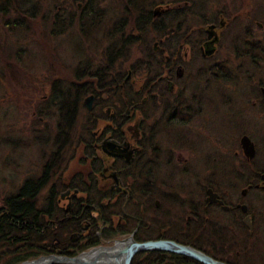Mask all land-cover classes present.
<instances>
[{
  "label": "flooded vegetation",
  "instance_id": "obj_1",
  "mask_svg": "<svg viewBox=\"0 0 264 264\" xmlns=\"http://www.w3.org/2000/svg\"><path fill=\"white\" fill-rule=\"evenodd\" d=\"M222 28H219V32L216 29V44H210L206 38L203 40L202 46L198 49L202 58L212 60L221 45ZM194 41L197 42L195 39ZM183 45L188 48L184 53L185 57L190 53L191 48L189 44ZM178 47L180 46L173 49ZM163 57L168 68L155 71L150 78L143 79L144 81L135 80L128 72L119 86L116 102L111 103L109 92H104L99 97L89 94L84 98L83 104L87 113L82 118L79 133L75 138L77 140L71 143L69 157L65 160L73 165L58 168L61 152L57 150V186L54 184L47 186L55 190L53 196L60 211H62L60 204L63 201L67 203L62 219H57L58 225L61 228L62 225L68 224L72 229L71 235L66 239L68 243L65 247L68 251H63L64 246L58 241L57 254L64 255L98 244L108 243L116 246L117 242L129 240L134 244L173 243L221 262L205 253L207 247L202 244V238H206L215 239L217 244L215 250L225 245L234 248L236 255L243 254L247 258L242 261L243 264H264V182L261 180L264 172L256 170L243 151H241L242 158L237 163L239 166L231 167V180L221 181L217 159H214V163L210 165H206L205 159L201 161L199 168L205 178L201 185L204 189L202 191L201 186L198 187L200 194L197 192L195 201L192 193L186 192L184 195L179 193L180 189L175 191L173 187L163 182L162 177V182H158V175L152 170L159 165L158 156L157 161L153 160L151 163L145 159V156H155L147 150L145 142L153 140L152 137L156 134L155 127L158 121L155 119L157 122L151 124V119L159 114V108L165 110L166 129L174 126L172 127L174 130L178 127L175 126L180 124H175L178 116L190 117L202 125V118L208 120L205 113L207 111L213 114L211 126H214L213 122L215 123L216 118L215 107L212 105L204 108L205 101H201L208 99L209 104L211 98L208 94H212L213 87L208 85L209 83L202 85L198 80V86L193 85L195 88L191 90L182 82L184 77L179 75L180 61L171 55ZM214 66L213 78L223 81L225 76L220 74L219 67ZM129 83L131 85H128ZM104 89L109 90V88ZM243 95L244 97L240 99L246 105L248 98ZM247 95H250L249 92ZM89 98L91 102L87 103ZM223 99L227 100V97L223 95ZM223 99L219 98L222 107ZM208 126L205 131L209 130L210 133L211 130L216 131L218 128ZM60 127L57 124V128ZM193 139L204 146L197 136ZM160 166L165 167L167 172L173 171V163L170 160ZM208 169H212L213 176L207 171ZM37 179L40 181V177ZM235 183H239L240 188L243 187L239 195ZM94 190L98 201L90 195V191ZM93 200L98 208L91 210V220L83 219L82 215L85 217V211L88 208L90 210L89 203ZM114 209H119L123 213L126 210L132 215L128 216L124 213L127 219L120 216L115 220L117 216ZM92 214H95L94 218ZM119 220H132L136 227L133 232L119 231L115 235L117 237L125 235V237L116 241L113 239L115 236L110 238V235L117 231V226L121 225ZM95 228V233H92ZM128 233L129 235L126 236ZM154 235L156 238H151ZM108 236L110 239L105 240ZM78 239H85L87 242L79 246L76 242ZM131 248L134 246L128 249ZM203 249L206 251L203 252ZM136 255H151V259H148L151 260V264L191 262L203 264L165 247L138 250L133 254L129 264H133Z\"/></svg>",
  "mask_w": 264,
  "mask_h": 264
},
{
  "label": "trees",
  "instance_id": "obj_2",
  "mask_svg": "<svg viewBox=\"0 0 264 264\" xmlns=\"http://www.w3.org/2000/svg\"><path fill=\"white\" fill-rule=\"evenodd\" d=\"M45 1L47 0H0V101L13 98L12 101L6 102L16 109L21 108L19 104L29 107L34 104L37 107L35 115L38 119H34L27 128L29 131L33 128L32 134L37 141V145H31L30 150L39 148L44 151L42 154L45 152L51 154V157L47 158L40 156L42 157V160L39 159L40 162H44L42 174L39 176L40 181L32 179V182H25V179L18 191H14L15 193L11 195L7 194L0 200V264H20L40 254H56L58 241L62 242L63 251H68L65 247L68 240L62 235L70 233L72 229L68 227L70 226L68 224L62 225L61 228L58 225L57 219H62L64 211H60L56 206L53 196L55 190L47 186L52 183L57 174V150L61 152L58 168L68 164L65 160L69 157L71 143L77 140L75 138L79 133L82 118L87 113L83 104L84 98L89 94L99 97L100 94L109 92L115 97L113 102H116L119 86L128 72L132 73L135 80H143L150 78L157 70L167 69L163 56L168 55L169 50H172L174 46L190 44L196 39L195 31H202V25L207 23L206 14L201 12L208 5L206 0H187L184 3L185 6L179 7L155 0H136L138 3L135 0H122L121 7L123 5L125 7L121 16L112 21L109 26L103 24L106 15L101 17L98 14L106 0L76 1V4L71 6L73 9L78 6L77 9L81 10L79 37L96 40L97 33L103 27L99 40L102 39L105 45L101 47L98 58L84 60L73 69L74 82L63 81V79L59 81L51 77V74L57 72V61H60L58 59L55 61L58 53H54L52 46L56 45L57 38L71 28L73 15L57 13V21L60 25L57 31V21L51 23L47 6L39 7L45 4ZM51 7V5L48 6L49 9ZM155 9H159L157 15L153 14ZM43 23L50 28L48 35H44L42 30L39 31ZM44 37L48 39L53 51L47 52V63L43 59V61L35 59L38 65L34 66L31 57H39L32 56L33 54L29 51L35 45L41 44ZM167 38L177 42L169 49L166 46L164 50L161 48L160 51L155 52L151 41L158 39L164 47L166 43L164 40ZM251 39L254 37L249 35H242V39L239 38L241 45L244 41L246 42L245 51L241 53L242 56L240 55L239 59L253 60L257 67L258 64L264 63V35L261 34V37L257 38L260 41H257L255 45L253 43L250 48L246 45ZM38 71H40L39 74L35 76ZM52 79L55 80L50 82ZM30 86L43 87L44 91L37 89L32 93ZM18 89L21 93L17 92ZM45 117L49 120L48 124L44 122ZM57 124L61 127L57 128ZM39 125L41 133L36 132ZM29 133L31 135V132ZM31 152L28 151L26 154ZM34 165L35 163L32 162V166ZM33 176H36L35 173L32 174V178ZM90 192V195L97 200L96 191ZM91 203L92 201L89 205L92 209L98 208L96 202L94 205ZM82 218L91 220L90 214H86L85 217L82 215Z\"/></svg>",
  "mask_w": 264,
  "mask_h": 264
},
{
  "label": "rangeland",
  "instance_id": "obj_3",
  "mask_svg": "<svg viewBox=\"0 0 264 264\" xmlns=\"http://www.w3.org/2000/svg\"><path fill=\"white\" fill-rule=\"evenodd\" d=\"M76 1L79 0H47L45 1V4L39 5L41 8L47 6L52 24L55 20L57 21V13L63 14L64 12V14L70 13L73 15L71 28L61 37L57 38L56 45L52 46L54 53H58L57 58L55 57V61H57V59L60 61H57V72L55 71L54 74H51V77L59 81L63 79V81L71 80L74 82V73L72 72L73 69L84 60L98 58V54L101 52V47H104L105 45L102 39L99 40L103 32V27L97 33L95 38L96 40L87 39V37L83 39V36L79 37L81 34V28L79 27V17L81 15V10L79 11L77 9L78 6L74 9L71 6L75 5ZM155 1L160 3H171V5L176 7L185 6L184 3L187 2V0ZM206 2L208 5H206V7L203 9L204 11L202 10V12L204 13L206 10L205 16H207L208 23L202 25L203 29L201 28V30L204 31L207 26L213 25V27L219 32V20L222 19V22L225 24L221 45L218 47V50L215 52L212 60L204 59L199 55L198 49L200 46H202L201 43L206 38L205 32H202V35L201 31H197V34L194 33V38L196 37L195 40H197V42L193 40L189 44L191 51L187 56L184 57V53L188 51V48H186L183 44H181L177 49H173L172 47L173 50H169L170 53H168V55H171L180 61L179 63L181 66H179V75L184 77L182 82L186 87L188 86L191 90H193L195 88L193 85L198 86V80L202 85L209 83L208 85L213 87L212 94H208V97L211 98V100H209V104L207 103L208 99H201V101H205L203 103L204 108H206V106L212 105L215 107L217 112H215L216 124L213 122L214 126H211L213 114H210L206 111L205 113L208 120L202 118V125L198 124L197 121L190 117L178 116L175 122V124L180 123L175 125L178 127L174 128V130L172 128L174 126H170L169 129H166L165 122L167 121V118L165 110H163V108H159V114L151 119V124L158 121L157 126L155 127L156 134L152 137L153 140L145 142L147 150L152 152V154H155V156L151 157L145 156V159L149 160L151 163L153 160L157 161L158 156L159 165H156L154 169H152L153 173L155 172V175H158V182H162V177L164 179L163 182L167 185L169 184L171 187H173V189H175V191L176 189H180L179 193H183L184 195L186 192L192 193L194 196V201L196 200L197 192L200 194L198 187L201 186L205 181V178L203 177V174L199 168V166L202 164L201 161L205 159L206 165H210L214 163V159H217L219 162L221 181H226V179L231 180V167L239 166L237 163L240 162L239 159L242 158L241 151H243V147L241 141H239V138L243 134H247L249 136V140L255 149V156L253 159H251V164H254L256 170L264 172V64H258L257 67H255V64L252 62L253 60H247V62H245L243 59H239L241 57L238 54V51H242L244 49V44H246V42L244 41V44L241 45L237 39L238 37L242 39V35L245 36V34L247 36L248 34L250 36H257L261 34L262 36L264 35V0H206ZM122 4V0H106L105 5L100 8L98 13L101 17L106 15L103 22L104 26H109L112 21L121 16L125 7L124 5L121 7ZM49 5L52 6L50 9L48 8ZM209 6L211 8H209ZM259 23L263 25L260 26L261 29L257 27V24ZM58 27H60V25L57 21V31L60 29ZM46 28L47 24L43 23L39 31L42 30L44 31V35H48L50 28H47V30ZM191 36L192 35H190V37ZM164 41L166 42L165 44L163 43L164 47L161 46V41L158 39L151 41V45L155 47V51H160L161 48L164 50L166 46L169 49L171 45L177 42L171 38H167ZM232 41H234L233 45ZM248 42L249 40L247 43ZM256 42L257 40H251L246 46L249 47L253 43L255 45ZM52 49L48 39L46 40L45 37L41 44L35 45L29 51L33 54H31L32 56L39 57H31V61L34 66L38 65L35 59H43L47 63V52L51 53V51H53ZM232 49L234 52L231 51ZM54 65L56 66V64ZM214 65L219 67L220 74L225 75L224 78L229 81H221L219 78H213L215 73ZM39 72L40 71H38L37 74L35 73V76L38 75ZM55 79H52L50 82ZM10 89L13 91L12 88ZM37 89H43L44 91L43 87L30 86L32 93ZM48 89L49 85L47 86V91L45 90L47 94ZM17 92L21 93L19 89ZM248 92L253 96L250 97V95H247ZM243 94H245V98H248L246 105L244 101L240 99V97H244ZM223 95L227 97V100L223 99ZM114 98L115 97L110 96L111 103H113ZM219 98L223 99V107L221 105V101H219ZM237 99H239V101H237ZM9 100L12 101L13 98H9ZM9 100L5 99L0 101V200H2L7 194L11 195L15 193L14 191H18V188L22 185V182L25 179V182L31 181L32 179H37L44 164L42 161L40 164H38V162H40L39 159L42 160V157H51L50 153L45 152V154H42L44 151L40 150L39 148L35 150L32 148L33 150H30L31 145H37V141H35L36 139L32 134L33 128L30 129V131L27 130V128L33 123L34 119H38L37 115H35L37 107H35L34 104H32L33 106L30 105L29 107L25 104L20 105L18 103L21 108L16 109L6 102ZM90 102L91 98L87 100V103ZM182 115L185 116L184 113H182ZM158 118L161 119L159 120ZM155 119H157V121H155ZM44 122L45 124L49 123L47 117H45ZM42 124L45 125L44 123ZM204 124L206 125L204 126ZM208 125H210L212 128H218H216V131L211 130L210 133L209 130L205 131L209 127ZM39 127L40 125L37 126L36 132L41 133ZM29 132H31V135ZM195 136L198 137L199 141L202 142L204 146L196 143V139H193ZM51 140H53V138ZM50 145L52 146V141ZM25 151L32 152L30 154H26ZM236 152H238V154H235ZM168 160L173 163L172 172H167L165 171V167L160 166ZM32 162L35 163L34 166H32ZM71 165H73L71 162L67 164V166L70 167ZM65 171H67V169H65ZM207 171H209L211 176H213L212 169H208ZM34 173L36 176H33L32 178V174ZM29 174L31 175L30 177L27 176ZM252 174L253 173H251V175ZM65 175H67V172ZM261 180L264 182V175L263 179ZM51 184L57 186V175ZM234 186H236V191L239 195V191L243 187L240 188L239 183H235ZM203 189L204 187L201 186L202 191ZM89 198L91 197L89 196ZM65 202L66 201H63L60 204L62 206L60 209L64 210L67 208V203ZM91 204L94 205L95 201H92ZM90 209L92 210V208ZM91 210L88 208L87 211H85V214L92 213ZM113 211H116L115 213L117 217L115 220L120 216H123L127 219L125 214L128 216L132 215L131 212L126 210H124L125 214L119 209H114ZM92 217L94 218L95 214H92ZM119 221H121V225L117 226V231L110 235V238L115 236L113 239H116V241L124 239L125 237V235L122 237H117L115 234H117L119 231L133 232L134 228L136 227L135 222L132 220ZM95 231L96 228L92 231V233H95ZM70 235L71 233H67L64 234L63 237L68 239V236ZM128 235L129 233L126 236ZM110 238L108 236L105 238V240H109ZM151 238L155 239L156 237L154 235ZM229 239L232 241L231 238ZM202 240V244L207 247L205 248L207 251L205 249L202 251H206L205 253L215 257L222 263L243 264L242 261L247 259L243 256V254L236 255L233 250L234 248L229 246L219 245L221 247H219L218 250H215L217 247L215 239L202 238ZM76 242H78L79 246H81L86 244L87 240L78 239ZM101 247L113 246L108 245V243H106V245L98 244L94 247H91V249ZM89 248L90 247L81 248V250L76 251V254L91 250ZM219 250H222V252ZM50 256H57V254H40L36 257L27 259L28 261L26 262L37 261ZM108 256L109 255L103 257V260H105V262H112L113 259H108ZM151 257V255H139L133 259L132 263L151 264V260H148L151 259ZM91 258H93V254L88 257V259Z\"/></svg>",
  "mask_w": 264,
  "mask_h": 264
},
{
  "label": "water",
  "instance_id": "obj_4",
  "mask_svg": "<svg viewBox=\"0 0 264 264\" xmlns=\"http://www.w3.org/2000/svg\"><path fill=\"white\" fill-rule=\"evenodd\" d=\"M213 27H209V29H212ZM210 37V34H209ZM243 152L245 156L248 159H253L255 156V149L253 144L250 142V140L247 137H243L241 139ZM124 246V244L128 245L126 248L122 249L121 251H113L110 249H101L99 253L101 255L111 253L113 256L112 262H107V264H129L133 254L137 252L138 250L147 249V248H168L171 251H175L177 253H183L203 264H224L222 262H216L212 259L204 256L201 253L195 252L191 250L190 248L186 247H179L177 245H174L173 243H167V242H153V243H145V244H134L133 242H129V240H126L124 242H121ZM134 246V248L128 249L129 247ZM108 252V253H107ZM89 253H85L84 255H80L73 258H66V257H58V256H50L48 258H42L37 261L32 262H24L22 264H59V263H67V264H102L103 262L98 261L99 257H93L91 259H88ZM99 255V254H98ZM108 261V260H107Z\"/></svg>",
  "mask_w": 264,
  "mask_h": 264
},
{
  "label": "bare ground",
  "instance_id": "obj_5",
  "mask_svg": "<svg viewBox=\"0 0 264 264\" xmlns=\"http://www.w3.org/2000/svg\"><path fill=\"white\" fill-rule=\"evenodd\" d=\"M135 1H136V0H135ZM138 1H139V0H138ZM138 1H136V3H138ZM142 3H143V2H142ZM190 3H191V2H190ZM132 4H134V3H132ZM192 4H194V3H192ZM134 5H135V4H134ZM142 5H143V4H142ZM132 6H133V5H132ZM136 6H137V5H136ZM193 6H194V5H193ZM133 7H134V6H133ZM172 7H173V6H172ZM175 7H176V6H175ZM190 7H191V6H190ZM136 8H137V7H136ZM138 8H142V7H138ZM160 8H161V7H160ZM191 8H192V7H191ZM194 8H195V6H194ZM194 8H193V9H194ZM168 9H170V8H168ZM201 9H203V8H201ZM139 10H140V9H139ZM171 10H172V9H171ZM196 11H197V10H196ZM198 11H199V10H198ZM203 11H204V10H203ZM163 12H164V11H163ZM166 12H167V10H166ZM194 12H195V11H194ZM201 12H202V10H201ZM205 12H206V10H205ZM205 12H204V13H205ZM197 15H200V14H197ZM205 17H207V16H205ZM205 20H206V19H205ZM208 21H209V20H208ZM187 22H188V21H187ZM191 22H192V21H191ZM193 23H194V21H193ZM207 23H208V22H207ZM183 24H184V23H183ZM185 24H186V22H185ZM188 24H189V23H188ZM190 25H191V24H190ZM194 25H195V24H194ZM197 25H198V23H197ZM191 26H193V25H191ZM191 26H190V29H191ZM186 27H189V26H186ZM193 28H194V27H193ZM184 29H185V28H184ZM187 29H188V28H187ZM197 29H198V28H197ZM202 29H203V28H202ZM191 31H192V30H191ZM193 32H194V31H193ZM193 32H192V33H193ZM196 32H197V31H195V33H196ZM198 32H200V30H199ZM202 32H204V31H201V33H202ZM198 35H199V34H198ZM202 35H203V33H202ZM202 35H201V36H202ZM186 37H187V36H186ZM122 39H123V38H122ZM122 39H121V40H122ZM119 40H120V39H119ZM205 40H206V39H205ZM123 41H124V39H123ZM129 41H130V40H129ZM129 41H128L127 43H129ZM127 43H126V44H127ZM126 44H125V45H126ZM170 45H171V44H170ZM118 46H119V45H118ZM119 51H120V49H119ZM111 54H114V53H111ZM113 56H114V55H113ZM117 56H118V55H117ZM108 57H109V55H108ZM121 57H122V56H121ZM111 61H112V60H111ZM90 64H91V63H90ZM90 64H89V65H90ZM90 67H91V66H90ZM92 67H93V66H92ZM29 194H30V193H29ZM32 197H33V196H32ZM30 198H31V197H30ZM35 205H36V204H35ZM32 206H33V203H32ZM56 210H57V209H56ZM63 234H65V233H63ZM62 236H63V235H62ZM37 240H38V239H37ZM32 241H33V240H32ZM43 241H44V240H43ZM39 243H40V242H38V244H39ZM33 244H34V242H33ZM24 245H25V244H24ZM26 245H28V244H26ZM26 245H25V246H26ZM40 245H41V244H40ZM31 246H33V245H31ZM37 246H38V245H37ZM31 250H33V249H31ZM84 250H85V249H84ZM25 252H26V251H25ZM8 253H9V252H8ZM15 253H16V252H15ZM21 253H23V251H22ZM68 253H69V252H68ZM68 253H67V254H68ZM107 253H108V252H107ZM11 254H12V253H11ZM58 254H59V253H58ZM62 254H63V253H62ZM65 254H66V253H65ZM78 254H79V253H78ZM108 254H109V256H108L109 259H111V258L113 259V256L111 255V253H108ZM99 256H100V257H99ZM106 256H107V254H103V255L99 254V255H98V253H97V254L94 255L93 257H97V258L99 257L98 260H99L100 262H103L102 264H107V262H105V260H103V257H106ZM108 262H109V261H108ZM109 264H110V263H109Z\"/></svg>",
  "mask_w": 264,
  "mask_h": 264
}]
</instances>
